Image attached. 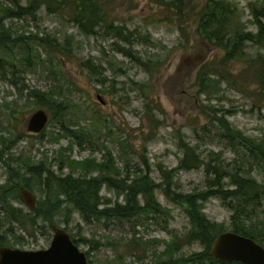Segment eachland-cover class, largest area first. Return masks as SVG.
Here are the masks:
<instances>
[{"label": "rangeland", "instance_id": "rangeland-1", "mask_svg": "<svg viewBox=\"0 0 264 264\" xmlns=\"http://www.w3.org/2000/svg\"><path fill=\"white\" fill-rule=\"evenodd\" d=\"M2 1L12 5L13 0ZM230 1L239 5L242 30L257 33L248 8L253 0ZM194 4L199 5L197 1ZM129 5L117 13L121 23L133 34L134 46L102 34L86 37L66 17L49 15L45 10L36 19L8 20L14 33L56 39L65 53L54 72L48 66L45 73L20 74L19 88L24 83L30 90H55L61 94L60 98L67 97L75 105L71 116L74 123L80 122L86 132L82 134L75 124L72 129L80 139L63 134L60 123L53 120L55 110L28 103V90L20 93L7 80H0V136L4 135L6 141L4 146L0 139V151L10 147L7 158L0 161V186L30 178L27 168L18 162L29 161L34 165L44 161L61 175L62 156L76 163L90 158L102 162L109 152L123 172L122 178L127 170L135 175L139 170L147 173L149 167L150 181L160 185L155 195L167 213L155 221L87 223L79 213L69 212L70 207L63 204L55 225L79 241L83 252L91 251L89 260L93 264H164L167 261L163 253L173 236L191 229L185 211L164 195L165 176L179 167L184 145L196 150L201 160H207L208 154L214 151L222 155L226 165L243 160L251 166V156L237 132L264 143V85L258 78V67L252 62L264 55V50L248 42L242 55L226 60L225 51L204 44L196 33L194 20L190 19L182 34L177 27L178 19L159 16L154 0H131ZM120 47L131 50L134 59L118 52ZM39 51L45 53L43 49ZM85 61L90 63L89 68L84 66ZM40 109L49 113V123L43 133H29L27 119ZM16 110L24 118L14 130L9 121L12 111ZM221 120L236 131V141L225 135ZM21 156L23 162L13 158ZM252 167V175L262 182L264 171ZM63 172L68 174L70 170ZM34 188L39 202L41 194ZM173 189L184 193L206 189L205 167L175 173ZM101 195L112 205L126 202L125 195L118 196L105 185ZM13 205L30 213L20 198ZM203 209L210 221L225 232L231 231V211L221 200L211 198L204 202ZM43 225L47 224L38 220L35 227L17 231V236L24 237V247L7 246L25 250L49 247L53 233L44 232ZM1 237L14 239L0 227ZM203 250L199 244L184 247L178 258Z\"/></svg>", "mask_w": 264, "mask_h": 264}, {"label": "trees", "instance_id": "trees-1", "mask_svg": "<svg viewBox=\"0 0 264 264\" xmlns=\"http://www.w3.org/2000/svg\"><path fill=\"white\" fill-rule=\"evenodd\" d=\"M154 1L158 5L159 16H169V19L173 16L172 20L174 17L178 19L180 24L177 27L182 34L187 29L185 25L190 19L194 20L197 24L196 33L204 44L225 51L226 60L242 55L248 42L257 44L264 50V0H253L248 3L254 24L258 28L257 33H246L244 29L242 30L239 5L230 0ZM195 1L199 3L198 6L194 4ZM130 2L131 0H13L12 5H8L0 0V80H7L10 86L15 87L20 93L28 90V103H35L47 110H55L53 120L60 123L61 132L80 139L72 128L77 124L82 134L86 129L79 125L80 122L74 123L71 116L75 105L72 101L67 97L60 98L61 94L55 90L45 92L34 88L30 90L24 83L19 88L20 74L25 76L31 73H45L48 66L51 71L56 70L61 64L59 59L62 60L65 54L60 44L56 39L40 37L37 34L26 37L14 33L8 20L36 19L40 11L45 10L49 15L66 17L86 37L102 34L134 46L133 34L127 29V25L121 23L117 13L126 8ZM39 49L45 50V53L40 52ZM118 52L134 59L131 50L120 47ZM135 61L140 62L137 58ZM252 62L258 67V78L264 85V55H259ZM89 64L88 61L84 62L86 68H89ZM140 64L145 66L142 62ZM6 107L9 105L6 104ZM23 118L20 110L12 111L9 123L14 130L17 123L20 124L19 120ZM67 118L72 121H65ZM221 124L222 130L226 132L225 135L236 141V131L231 129L229 123L221 120ZM237 134L241 144L251 156V166L248 161L243 160L240 162L235 160L226 165L222 155L214 151L208 154L207 160H201L196 150L184 145L185 153L179 167L166 174L164 195L185 211L191 229L173 236L163 253L168 258L164 264H242L223 262L210 255L214 240L220 233L225 232L218 224L210 221L204 212L203 204L211 198L221 200L231 211V232L251 238L264 247V180L259 182L252 175L251 170L252 166H256L264 171V143L244 137L240 132ZM3 136H0V139H3L5 146L6 141ZM9 148L0 151V161L7 158ZM106 157V161L102 162L90 158L76 163L69 157L62 156L59 164L61 175H57L52 165L48 167L44 161L34 165L29 161H24L25 164L18 162V165L27 168L26 172L30 178L18 179L16 184L10 185L8 182L0 186V227L5 229L7 235L14 238L9 241L6 237H1L0 247L7 245L24 247V237L17 236V231L19 229L27 231V228L35 227L38 220L47 224L41 227L47 233L51 230V226L55 225V218L63 210L64 203L70 207L69 212L79 213L87 223L125 222L134 219L155 221L157 217L167 213L155 195V190L159 189L160 185L150 181L149 167L147 173L139 170L135 175L127 170L122 178L123 172L116 166L112 153L109 152ZM13 158L23 162V156L18 159ZM203 166L206 170V189L193 193L177 192L173 189L175 173L181 170H195ZM67 168L70 172L63 174ZM78 170L81 172L76 175ZM33 185L41 194V199L35 209L25 213L24 209L15 207L13 202L20 198L19 187H25L33 192ZM104 185L109 190L116 191L118 196L125 195V204L117 202L112 205L110 200L102 197L101 190ZM72 239L79 246V241L73 237ZM194 244L201 245L204 248L203 252L178 258L181 249L192 247ZM90 253L91 251L86 253L88 260ZM89 263L93 264L90 260Z\"/></svg>", "mask_w": 264, "mask_h": 264}, {"label": "water", "instance_id": "water-1", "mask_svg": "<svg viewBox=\"0 0 264 264\" xmlns=\"http://www.w3.org/2000/svg\"><path fill=\"white\" fill-rule=\"evenodd\" d=\"M49 113L40 109L35 111L26 122L29 133H42L49 123ZM21 201L29 209H35L37 198L25 187L19 190ZM53 233L49 247L40 250H25L9 246L0 247V264H90L79 246L64 228L51 226ZM210 255L223 262L242 264H264V247L255 240L228 231L220 233L214 240Z\"/></svg>", "mask_w": 264, "mask_h": 264}, {"label": "flooded vegetation", "instance_id": "flooded-vegetation-1", "mask_svg": "<svg viewBox=\"0 0 264 264\" xmlns=\"http://www.w3.org/2000/svg\"><path fill=\"white\" fill-rule=\"evenodd\" d=\"M20 188H21V187H19V190H20ZM19 190H18V191H19ZM26 206H27V205H26ZM27 207H28V206H27Z\"/></svg>", "mask_w": 264, "mask_h": 264}]
</instances>
